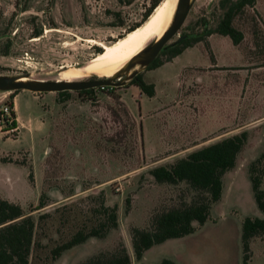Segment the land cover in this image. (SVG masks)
<instances>
[{
    "label": "rangeland",
    "instance_id": "obj_1",
    "mask_svg": "<svg viewBox=\"0 0 264 264\" xmlns=\"http://www.w3.org/2000/svg\"><path fill=\"white\" fill-rule=\"evenodd\" d=\"M153 1L0 0V75L59 80L64 70L84 67L102 51L90 39L109 44L126 36L149 16ZM191 1L166 46L183 35L197 34L202 41L170 61L167 48L158 54L160 66L135 70L154 84L151 97L131 83L135 71L113 79L124 80L120 86L0 90V110L7 104L14 116L0 128V198L19 204L34 220L30 264H79L113 254L121 245L138 264L131 228H151L156 215L191 203L197 194L184 181H155L150 170L245 132L235 166L222 175L221 197L204 224L151 246L142 259L144 264L164 258L176 264L242 263L243 220L264 217L248 173L264 153V0H254L233 17V27L242 33L238 44L210 33L228 0ZM97 78L107 77L87 73L76 80ZM41 193L45 205L36 208ZM107 206L116 207V227L108 228ZM92 229L105 235L53 258L55 247ZM248 264H264V234L250 240Z\"/></svg>",
    "mask_w": 264,
    "mask_h": 264
},
{
    "label": "trees",
    "instance_id": "obj_2",
    "mask_svg": "<svg viewBox=\"0 0 264 264\" xmlns=\"http://www.w3.org/2000/svg\"><path fill=\"white\" fill-rule=\"evenodd\" d=\"M161 1L154 0L146 16L150 15ZM253 3L254 0H235L234 2L228 0L223 5L225 12L221 20L210 33L215 32L229 36L234 44H238L242 39V33L233 27L232 19L238 11L247 5L252 6ZM140 24L129 28L128 31L137 29L135 27ZM198 41H202V36L197 34L188 35L180 39L175 45L171 44L163 47L159 53L168 48L166 61H170L183 49L193 46ZM162 63L158 60L157 55L150 62V68L158 67ZM131 83L135 84L148 97L153 96L155 93L154 84L146 83L141 74L135 75ZM245 138V132L225 137L190 152L169 167L161 165L150 170V174L155 181L171 184L184 181L193 190L197 191V194L191 203L162 211L156 215L151 228H131L132 249L138 264H144L142 262L144 252L151 246L167 239L179 238L193 233L195 223L198 225L204 224L210 214L211 205L221 197L222 175L235 166L237 154L242 149ZM248 173L256 205L259 211L264 213V188L261 186L264 175V153L251 162ZM28 177L30 182H33L32 171L29 172ZM45 195V193L40 194L39 204L36 208L45 205ZM128 205L129 200L127 199L126 206ZM105 210L109 211L110 215L108 228L116 227V207L107 206ZM103 228L104 226L101 227V229ZM34 232L35 223L33 218L27 215L19 204L0 198V264H30L29 258L34 244ZM259 234H264V217H245L242 223L243 257L241 264H248L250 240ZM104 235V231L93 229L87 233L77 232L70 240L55 247L52 250V256L56 259L63 251L82 243L87 238L103 237ZM79 264H131V258L125 245H121L117 252L113 254L111 253L108 256L96 255ZM158 264L176 263L164 258Z\"/></svg>",
    "mask_w": 264,
    "mask_h": 264
},
{
    "label": "bare ground",
    "instance_id": "obj_3",
    "mask_svg": "<svg viewBox=\"0 0 264 264\" xmlns=\"http://www.w3.org/2000/svg\"><path fill=\"white\" fill-rule=\"evenodd\" d=\"M175 10L176 0H163L141 27L131 31L123 38L117 39V41L109 44L104 43L102 52L93 57L89 64L84 67L72 66L73 68L64 70L61 79L75 80L87 73H95L105 77L115 75L149 42L159 39L164 34L173 21ZM141 67L143 65L136 62L126 74L129 75ZM20 80L25 81L26 78L22 77Z\"/></svg>",
    "mask_w": 264,
    "mask_h": 264
},
{
    "label": "water",
    "instance_id": "obj_4",
    "mask_svg": "<svg viewBox=\"0 0 264 264\" xmlns=\"http://www.w3.org/2000/svg\"><path fill=\"white\" fill-rule=\"evenodd\" d=\"M191 0H178L175 11V16L169 28L159 38L155 39L149 46H145L138 54H136L121 70L115 75L107 78H97L93 80H20V77L0 75V90H18L27 89L34 92H48V91H63V90H83L92 87H105V86H120L124 80L113 81L119 79L123 73L128 72L129 68L136 62H140L146 66L159 54L161 49L166 46L167 41L177 34L179 28L185 21L187 14L192 5ZM181 36L178 37V40ZM137 71L132 76L136 75Z\"/></svg>",
    "mask_w": 264,
    "mask_h": 264
},
{
    "label": "built area",
    "instance_id": "obj_5",
    "mask_svg": "<svg viewBox=\"0 0 264 264\" xmlns=\"http://www.w3.org/2000/svg\"><path fill=\"white\" fill-rule=\"evenodd\" d=\"M13 120H14V116L12 114V108H10L9 105L4 104L0 110V128L4 124L6 125L8 123L13 122ZM11 129L13 130L14 128Z\"/></svg>",
    "mask_w": 264,
    "mask_h": 264
},
{
    "label": "flooded vegetation",
    "instance_id": "obj_6",
    "mask_svg": "<svg viewBox=\"0 0 264 264\" xmlns=\"http://www.w3.org/2000/svg\"><path fill=\"white\" fill-rule=\"evenodd\" d=\"M162 1H163V0H162ZM162 1H161V2H162ZM161 2H160V3H161ZM160 3H159V4H160ZM159 4H158V5H159ZM158 5H157V6H158ZM157 6H156V7H157ZM156 7L154 8V10L156 9ZM154 10H153V11H154ZM153 11L151 12V14L153 13ZM151 14H150V15H151ZM150 15H149V16H150ZM149 16L147 17V19L149 18ZM147 19H146V20H147ZM146 20L143 21V22H142L139 26H137L136 28H139L140 26H142V25L146 22ZM134 29H135V28H134ZM130 31H131V30H130ZM126 32H127V31H126ZM184 37H185V35L181 36V39H183ZM122 38H123V37H122ZM116 39H121V38H116ZM90 40H91L95 45H99V46H101V47L103 48L102 45H103L104 43L99 42V41H97V40H95V39H90ZM177 42H179V40L173 42L172 45L177 44ZM101 52H102V51H101ZM99 53H100V52H99ZM99 53H98V54H99ZM102 77H104V76H102ZM77 79H78V78H77ZM60 80H62V79H60ZM75 80H76V79H75ZM132 84H133V83H132ZM134 85H135V84H134Z\"/></svg>",
    "mask_w": 264,
    "mask_h": 264
},
{
    "label": "crops",
    "instance_id": "obj_7",
    "mask_svg": "<svg viewBox=\"0 0 264 264\" xmlns=\"http://www.w3.org/2000/svg\"><path fill=\"white\" fill-rule=\"evenodd\" d=\"M15 109H16V105H15ZM14 159V158H13ZM2 162V161H1ZM3 163H14V162H10V161H6V162H3ZM133 250V249H132ZM127 252H128V254L130 255V258L132 257V255L130 254V252L128 251V249H127ZM143 257H145V254H144V256ZM133 262H132V258H131V264H132Z\"/></svg>",
    "mask_w": 264,
    "mask_h": 264
}]
</instances>
